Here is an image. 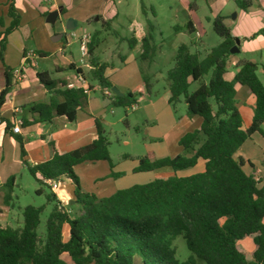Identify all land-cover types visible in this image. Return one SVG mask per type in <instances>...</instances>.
<instances>
[{
    "label": "trees",
    "instance_id": "1",
    "mask_svg": "<svg viewBox=\"0 0 264 264\" xmlns=\"http://www.w3.org/2000/svg\"><path fill=\"white\" fill-rule=\"evenodd\" d=\"M233 1L245 12L254 4V0ZM141 9L147 16L144 3ZM150 9L156 17L155 10ZM8 16L10 25L0 32V61L6 81L0 92V110L13 86L14 70L5 64L4 53L8 36L21 24L16 0H10ZM112 21L108 20L104 26L109 27ZM0 25L4 26L2 17ZM212 25L222 42L206 53L198 48L193 50L194 43L181 44L174 66L167 72L169 104L175 106L184 100L188 116L202 118L200 129L181 138L182 154L157 159L148 152L139 159L135 169V172L171 169L173 176L98 197L83 191L75 167L85 162L106 161L111 176H120L113 171L110 143L99 120L96 121L97 138L89 145L64 154L54 151L50 160L34 166L26 160L23 139L14 136L20 145L22 163L34 179L49 189L43 179L71 181L75 187V202L63 204L50 189L46 197L53 208L44 235L38 231L45 207H25L20 226L0 224V264H133L136 256L142 264H264V182H257L254 175L246 174L245 160L236 157L252 135L257 133L264 138V84L257 74L258 65L249 61L239 66L232 80L226 79L231 49L237 39L225 24V16L218 15ZM187 29L190 33L196 31L190 22ZM154 33L155 25L147 20V32L141 41L143 61L153 62L160 50L154 42ZM100 34V31L95 32L88 45L90 77L107 98L106 91L111 92L114 86L105 73L112 65L101 63L95 55ZM259 34L264 35V29L254 36ZM127 42L133 50L135 40L131 38ZM27 53L25 50L24 57ZM33 54L46 55L44 52ZM76 72L83 75L80 69ZM36 77L51 97L49 104L33 107L32 110L40 114L39 121L50 122L55 116L75 121L78 110L87 105L92 86L68 88L67 83L52 79L49 72H37ZM60 83L62 88H58ZM143 83L144 89L123 96L111 92L112 104L132 108L139 105L138 95L153 96L154 85L144 73ZM194 83L198 87L190 92ZM236 84L246 87L256 99L252 122L247 129L243 127L237 106ZM58 97L62 98L60 102ZM3 123L9 131V122L0 117V124ZM199 160L205 161L203 172L178 176L177 172L195 167ZM14 187L15 177L3 186L7 188L6 205L12 201ZM37 193L45 194V190L40 188ZM178 236H183L192 254L184 262L177 258L174 246ZM248 237L255 245L250 258L238 247V242Z\"/></svg>",
    "mask_w": 264,
    "mask_h": 264
},
{
    "label": "crops",
    "instance_id": "2",
    "mask_svg": "<svg viewBox=\"0 0 264 264\" xmlns=\"http://www.w3.org/2000/svg\"><path fill=\"white\" fill-rule=\"evenodd\" d=\"M89 1L90 0H84L83 4L80 3L77 7L81 8V10L75 13L74 10L77 9V0H16L17 11L21 15V24L16 31L12 32L8 36L4 53L5 64L14 71L13 86L7 96L6 103L0 110V117L5 118L10 124L9 131L6 130L5 123L0 124V192L3 189L2 186H4V184H6V182L11 177H14L15 171L25 167L21 159L20 145L14 139V136H19L23 139L27 153L26 160L28 164L34 166L50 160L53 157L54 151L64 154L66 152L89 145L97 138L96 121L99 120L103 126V123H107V109L110 105L115 107L112 104V94L108 95L107 98H104L99 86L96 85L95 81L91 79L89 56H85L81 53L80 63L87 66V70L85 71L83 67L75 65L73 61V52L67 49V47H70L71 45L68 39L69 33H72V36L76 38L77 36L73 32H75V30L78 29L81 24L86 23L89 27L94 24L95 33L99 31L96 29V25H104V23L102 24V19L100 18L95 21L94 16H106L109 20L114 19L117 16L116 9H112L109 4L110 2H113L112 0H101L97 4L93 5L90 4ZM259 2L260 0H254L253 6L247 12L239 9V12H237L236 15V20L232 21L231 23L228 22V17L223 15V9L221 10L219 8L216 11H213L208 5L211 15L206 16L207 21L212 22L218 15L225 16V24L229 28L230 26L232 27V35L237 39L235 46H237L239 52L231 54L229 58L227 64V73L225 75L227 80H232L234 78L239 66L243 63V61L240 59L242 55L264 52V36L260 35L256 38L253 37L255 33L261 29H264V6L259 4ZM9 3L10 0H0V17L3 18L4 22V26L0 25V32L4 31L11 22V18L8 16ZM187 8L190 11L188 14L189 20L187 24L190 22L192 27L196 29L195 34H200L199 29H201L202 24L200 19L196 16L199 6L196 4L191 5L190 3H187ZM51 13H57L54 23H50L46 20ZM44 14L46 15L44 16ZM25 17H28L31 21L37 20L40 26L43 25V21L46 20L48 27H50V35L55 36L56 34H59L58 37H54V40L59 41L60 46H58L57 49L54 46H48V48H51L50 50H53L54 54L61 55V61L57 59L58 62H56L54 67H51V69H39V61L45 60L47 57H39L34 55L35 57L31 59H25L23 55L24 51H27L23 35L26 24L23 23ZM27 32L31 37H33L32 34L34 30H29L28 28L26 30V33ZM146 32L147 28H142L141 31H137L134 28L132 37L122 38V40L127 41L133 38L135 40L133 50H135L137 46L141 45L142 38ZM94 33H90L88 35L91 37ZM77 40L79 41V38ZM98 48L95 50V55L98 60L101 63L111 64L101 59V57L97 54ZM42 50L43 49H39V51L36 52H42ZM28 53L34 52L28 51ZM68 53L71 55V57L67 55ZM119 59L122 61V64L125 65L123 72H120L122 74L117 76V70L114 68V65L111 64L112 67L107 69L105 75L113 84V86L119 89V91H121L123 94L127 92L138 91L142 88L141 86L144 85V83L143 71L137 67L136 58L133 56L129 57L128 55H120ZM132 62L134 63V70L131 71L128 70L127 67ZM250 62L256 63L258 65L257 74L260 69L263 70L264 74L263 53L260 54V59L258 62L256 60ZM151 63L152 62L149 64ZM70 66H73L74 69H69ZM77 69L82 71V76L85 80L84 85L92 86V90L88 93V102L86 107L78 110L75 121H69L65 117L58 116L53 117L50 122L39 121L40 114L32 109L39 104H49L51 97L39 83L36 77L37 72H49L52 79L54 80L59 82L63 81L67 84L73 83L77 86H80L81 83L78 81L79 75H77ZM16 71H19V73L17 74ZM5 83V69L0 61V92L5 88ZM96 87L101 95V98L94 94ZM58 88H62L61 83L58 85ZM235 88L237 106L243 120V127L244 129H247L252 122L256 99L252 94L248 93L246 87L236 84ZM61 100V97L57 98V101L60 102ZM163 101L170 105L169 90L167 91ZM18 120H22L23 126L21 132L19 134H15L13 132V127ZM184 121L190 122L192 129L189 130L190 132H193L197 129H200L203 120L199 116H187ZM256 135L257 133L252 135L251 138L239 149L236 157H241L245 160L243 170L246 174H252L264 179V160L262 161L261 159L264 157V143L256 139ZM250 141L253 143L251 145H253L254 148H257L255 153L253 152V155H249L247 152H250V150H248V148L247 150L244 148L247 147L246 144L250 143ZM103 162L106 161L85 162L75 167V172L82 180L84 176L83 174L85 172L95 171L101 167ZM256 162L260 164V168L255 165ZM138 165L132 166L129 169V172L132 174L137 173L135 172V169L138 167ZM197 166L198 173L203 172L205 170V161L199 160ZM246 167L251 168L250 171H246ZM154 172H158V178H167L174 175V172L171 169L154 170ZM114 173L120 174L115 171ZM119 177L120 176L112 177L111 171L110 173H107L106 178L96 175L92 181V188L90 190H86L84 188V191L95 192L93 194L97 195L98 197H105L106 194L112 192L109 195L111 196L116 191L124 189L121 187L111 191L112 188L108 181L110 179H117ZM66 181L69 182V185L72 188L73 185L71 181L67 179ZM59 191L60 189L56 192V194L63 204H65V200L70 202L74 198L73 188L65 190L63 195H59ZM3 204L4 198L2 201L0 200V224L3 227L13 226L12 216L14 211L10 210L8 206Z\"/></svg>",
    "mask_w": 264,
    "mask_h": 264
},
{
    "label": "rangeland",
    "instance_id": "3",
    "mask_svg": "<svg viewBox=\"0 0 264 264\" xmlns=\"http://www.w3.org/2000/svg\"><path fill=\"white\" fill-rule=\"evenodd\" d=\"M99 1L101 0H90L89 3L93 5L97 4ZM80 3L83 4L84 0H77L76 7ZM142 3L147 7V16L142 13ZM187 3L199 6L196 14L202 24L201 29H199V37L195 33H190L186 27L189 20L188 14L190 12L187 8ZM109 4L112 9H116L117 16L113 19L109 27H104V25L100 24L96 25V29L101 32L97 54L103 61L114 65V68L118 73L117 76H120L122 74L120 72H123L125 69V65L122 64L119 56L128 55L129 57H135L137 67L150 78L154 85V94L152 97H149L146 93L144 95H138L139 105L136 106V109L113 107L112 105L107 109V123H103V128L110 143L109 153L114 165V171L120 173L119 178L110 179L108 181L112 188L111 191H114L117 188L123 187L125 189L158 178V172L154 171L144 173L137 172L135 174L129 172V169L132 166L138 165V160L141 157H144L146 153H153L157 159L167 157L173 158L178 154L183 153L179 142L182 137L190 132L189 129L192 128L189 121H184L188 116V113L187 105L183 100L175 106L168 105L163 101L168 91L167 72L174 66L177 49L181 44L190 45L191 43H194L195 46L193 47V50L198 48L206 53L207 50L222 42V38L214 32L212 22H208L206 19V16L211 15L208 5L213 11H216L219 8L221 10L223 9V15L228 17L229 23L236 20L239 8L233 0H115ZM259 4L264 6V0H260ZM150 8L155 10L156 17L152 15ZM80 10L81 8L77 7L74 11L77 13ZM103 17L96 15L94 16V20L96 21L100 18L102 19V24L109 20L106 16ZM46 20L43 21V25L41 26L38 24L37 20L31 21L28 17H25L23 20V23H26L23 35L27 51L36 52L39 51V49H43L42 52L46 54L45 57H47V59L39 61V69L41 70L54 67L56 62H58L57 59L61 61V55L54 54L53 50L48 48L50 45L57 49L58 46H60V42L54 40V37H58L59 34H56L55 36L50 35V27H48ZM147 20H151L155 25L154 42L160 49L156 60L151 64H149V61H143L141 59V45L137 46L135 50H131L128 42L122 40V38L132 37L134 28L137 31H141L142 28L146 29ZM94 26V24L90 27L86 23L81 24L78 29L73 32L77 36L76 38L72 36V33H69L68 36L71 45L70 47H67V49L73 52V61L75 65L83 67L85 71L87 70V66L80 63L81 51L77 39L84 34L94 33ZM28 28L29 30H34L32 34L33 37H31L28 32L26 33ZM229 29L232 33L233 29L231 26ZM260 35L261 34L255 35L254 38ZM262 53L264 57V52H259L242 55L240 59L243 63L253 60L258 62L260 54ZM67 55L71 57L69 53ZM127 68L131 71L134 70V63L132 62ZM258 75L264 83L262 69H260ZM95 84L97 85L96 82ZM141 87L144 88V85ZM197 87L198 84L194 83L191 85L189 91L193 92ZM94 94L101 98L97 87ZM262 129L264 130V124ZM256 139L264 143V138L261 137V135L257 134ZM251 144L253 143L250 141V143L246 144L247 147H244L246 150L247 148L250 150V152H247L249 155H253V152L255 153L257 149ZM261 159L263 161L264 157ZM255 165L260 168L259 163L256 162ZM197 168L198 166L196 165L193 168L179 171L177 174L178 176L193 175L198 173ZM250 169L251 168L246 167V171H250ZM110 171L109 163L103 162L101 167L95 171L85 172L82 180L79 177L83 191L84 188L86 190L92 188V181L96 175L106 178L107 173H110ZM14 177L15 187L13 188L12 201H10L9 205L5 204L7 188L2 189L0 192V200L2 201L4 198L3 205L8 206L10 210L14 211L12 216L13 227L22 224V212L25 207H45V211L41 215V224L38 231L39 234L44 235L46 221L53 208V203L48 202L46 197V194L50 193L51 190L47 186L37 182L26 167L16 170ZM261 182H264V179L261 178ZM40 188L45 190V194L40 195L37 193V189ZM72 188L75 190L74 185ZM72 188L70 187L69 182L64 180L61 183L58 194L63 195L65 190ZM111 193L112 192L106 194L105 197H108ZM72 200H74V198ZM64 203L65 205L70 204L67 200H65ZM66 232L67 230H65V238L67 237ZM174 246L177 249V258L180 261L184 262L192 256L183 236H178L176 238ZM238 247L249 258L255 250L254 242L250 237L239 241ZM133 264H142L139 256L135 257Z\"/></svg>",
    "mask_w": 264,
    "mask_h": 264
},
{
    "label": "built area",
    "instance_id": "4",
    "mask_svg": "<svg viewBox=\"0 0 264 264\" xmlns=\"http://www.w3.org/2000/svg\"><path fill=\"white\" fill-rule=\"evenodd\" d=\"M199 35L200 34L197 33V36H199ZM90 40H91V37L88 34H84L81 37H79L80 51L85 56H88V45L90 43ZM33 57H35L33 53H28L26 55L25 59L28 60V59H31ZM16 73L18 74L19 71H16ZM78 81H79V83H81L80 86H77L76 84L70 83V84L67 85V87L68 88H77V87L86 88L87 85H84L85 80H84V78L82 76H79V80ZM111 92L110 91H106V94L110 95V94H112ZM132 109H136V106H133ZM22 126H23L22 120H18L16 122V124L14 125V127H13V132L15 134H19L21 132V130H22ZM255 180L257 182H261V177L255 176ZM43 183L48 185L50 187V189L53 192L56 193L60 189L62 182H60L58 180L43 179Z\"/></svg>",
    "mask_w": 264,
    "mask_h": 264
},
{
    "label": "water",
    "instance_id": "5",
    "mask_svg": "<svg viewBox=\"0 0 264 264\" xmlns=\"http://www.w3.org/2000/svg\"><path fill=\"white\" fill-rule=\"evenodd\" d=\"M56 15L57 13H51L48 18H47V21L50 22V23H54L55 21V18H56ZM239 52V49L237 48V46H234L232 49H231V54H235ZM116 96H123L124 94L119 91V89H117L116 87H113L112 90H111ZM75 201L72 200L70 201V204H73Z\"/></svg>",
    "mask_w": 264,
    "mask_h": 264
}]
</instances>
